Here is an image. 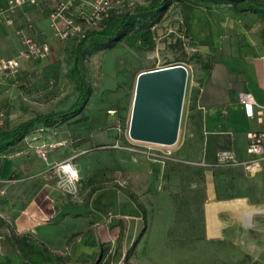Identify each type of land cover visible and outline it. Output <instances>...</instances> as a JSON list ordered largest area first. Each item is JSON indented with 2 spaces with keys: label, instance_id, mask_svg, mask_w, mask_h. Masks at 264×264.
I'll list each match as a JSON object with an SVG mask.
<instances>
[{
  "label": "crops",
  "instance_id": "0c3cea01",
  "mask_svg": "<svg viewBox=\"0 0 264 264\" xmlns=\"http://www.w3.org/2000/svg\"><path fill=\"white\" fill-rule=\"evenodd\" d=\"M7 1L0 0V5ZM57 2L25 4L12 13L13 25L0 19V58L20 55V29L51 45L52 54L47 59L62 52L65 45L49 20ZM198 9L200 13L196 8L188 10L191 14L182 28L207 52L204 63H186L190 68L188 86L179 138L173 146L184 170L171 174L172 181L186 183L188 194L194 190L201 213L203 203L213 198L217 202L242 200L251 206H264V161L258 169L233 160L219 161L225 151L232 152L239 162L248 161L247 133L264 130V123L247 117L238 101V92L245 90L264 104V18L253 12H235L229 5ZM23 59L21 67L47 60ZM116 111L84 110L67 123L35 128L7 153L0 154V264L17 263L15 238L23 235L75 261L95 250L85 244L90 227L101 243L113 240L120 232L123 235L124 230L125 245H132L138 235L134 240L131 229L142 230L145 224H174L169 196L156 189L157 176L151 165H146L142 155L111 147L119 131ZM106 142L110 143L101 146ZM42 146L47 150L46 159L36 150ZM112 149L120 158L121 168H134L135 173L130 180L129 175L113 179L111 153L104 155L103 178L98 179L101 185L89 192L97 181L93 152ZM67 160L79 172L82 196L86 197L84 206L73 204L74 196L58 182L62 176L58 165Z\"/></svg>",
  "mask_w": 264,
  "mask_h": 264
},
{
  "label": "rangeland",
  "instance_id": "374dc122",
  "mask_svg": "<svg viewBox=\"0 0 264 264\" xmlns=\"http://www.w3.org/2000/svg\"><path fill=\"white\" fill-rule=\"evenodd\" d=\"M148 3V0H121L118 5L122 10H127ZM195 12L200 13L201 10L196 8ZM190 14L191 11H182L181 4L172 0L161 22L153 28V49L122 42L112 49L97 50L90 43L84 68L93 86V94L84 110L95 113L116 109L114 114L119 120L116 140L102 143L101 146L117 141L130 145L129 126L137 77L141 72L184 63L190 69L187 64L205 62V46L192 42L182 28ZM62 41L65 49L54 58L45 60L41 65L23 64L10 79L5 78L0 82L1 125L13 127L37 114L67 109L75 102L77 84L67 74L73 65L71 51L79 39ZM187 86L188 80L186 89ZM41 126L37 124L35 128ZM136 142L138 145L135 148L139 150L121 149L142 155L146 165H151L153 174L157 176L156 189L169 196L173 211L171 217L174 216L175 221L174 224H145L142 230L141 227L131 229L134 240L138 235V241L132 245H125L120 232L113 240L103 243L99 259L101 264H264V215H257L254 224L246 226L234 220L235 214L231 211H221L215 215L212 211L215 198L203 203L201 213L199 198L193 187L190 189L192 193L188 194L184 190L186 183L172 181L174 175L172 177L171 174L184 170L179 166L182 158L176 155L174 145ZM145 146L155 148L156 154H148L153 150ZM101 150L93 152L96 165L93 176L97 181L94 187L90 186L89 192L101 185L98 179L103 178V162L107 158L104 155L111 153L113 179L121 176L127 178L129 175L130 180L135 173L134 168H121L120 158L113 149L111 152ZM168 150L172 153L169 154ZM60 181L61 177L58 178ZM122 183L126 186L123 180ZM82 190L84 187L79 180L77 192L71 198L73 204L85 205L86 197L82 196Z\"/></svg>",
  "mask_w": 264,
  "mask_h": 264
},
{
  "label": "trees",
  "instance_id": "16d2710c",
  "mask_svg": "<svg viewBox=\"0 0 264 264\" xmlns=\"http://www.w3.org/2000/svg\"><path fill=\"white\" fill-rule=\"evenodd\" d=\"M146 5L136 9L119 11L112 9L103 24L98 27H87L85 36L79 39L71 51L73 65L69 68L68 76L75 80L78 96L67 109L41 113L24 120L13 127L0 124V154L7 153L12 147L21 142L37 124L56 126L70 121L80 115L88 104L93 86L87 78L84 60L89 51L90 43L95 49H112L122 42L130 46L154 48L153 28L161 22L164 14L172 4V0H148ZM183 11L203 6H232L235 12H253L264 18V0H176ZM188 36V35H187ZM189 39H191L188 36ZM124 235V230H122ZM137 241V240H136ZM19 251L16 264H101L103 243L97 237L94 228L90 227L85 234V244L94 247L93 253L81 255L71 261L66 256L51 252L45 245L35 241L29 235L15 238Z\"/></svg>",
  "mask_w": 264,
  "mask_h": 264
},
{
  "label": "built area",
  "instance_id": "2783aa9c",
  "mask_svg": "<svg viewBox=\"0 0 264 264\" xmlns=\"http://www.w3.org/2000/svg\"><path fill=\"white\" fill-rule=\"evenodd\" d=\"M43 0H8L5 5H0V19L4 18L8 25L14 24L12 13L25 4L38 5ZM121 0H58L49 14L50 25L60 40L81 39L85 36L87 27H100L109 16L112 9L123 11L118 5ZM29 27L32 24L29 23ZM21 37L22 49L18 57L0 58V82L5 77L14 75L21 68V58L36 60L47 59L52 54L51 45L45 41H39L31 35L24 33L22 29L18 31ZM188 69V68H187ZM238 101L243 106L245 114L249 118L256 117L259 123H264V104H261L249 91H239ZM129 135V134H128ZM248 147L247 152L251 158L245 162H239L234 159L232 152L225 151L219 156L220 162L233 160L234 163H240L245 167L254 169L260 168L264 161V130L250 131L247 133ZM130 145H124L118 141L111 145L114 148H125L128 150H139L135 148L138 145L136 141L128 136ZM133 145L134 147H132ZM148 154L155 155V148L145 146ZM37 153L47 158V150L44 146L36 149ZM168 153H172L168 150ZM61 169L62 178L60 184L66 193L75 195L77 192V183L80 180L79 172L71 161H65L58 165Z\"/></svg>",
  "mask_w": 264,
  "mask_h": 264
},
{
  "label": "water",
  "instance_id": "95a60500",
  "mask_svg": "<svg viewBox=\"0 0 264 264\" xmlns=\"http://www.w3.org/2000/svg\"><path fill=\"white\" fill-rule=\"evenodd\" d=\"M137 77L129 136L134 141L171 146L177 143L188 69L176 64Z\"/></svg>",
  "mask_w": 264,
  "mask_h": 264
},
{
  "label": "bare ground",
  "instance_id": "6f19581e",
  "mask_svg": "<svg viewBox=\"0 0 264 264\" xmlns=\"http://www.w3.org/2000/svg\"><path fill=\"white\" fill-rule=\"evenodd\" d=\"M147 72H143L145 74ZM232 210L234 212V220L241 222L246 226H252L257 215H264V206H251L242 200L226 201L212 203V211L218 215L221 211Z\"/></svg>",
  "mask_w": 264,
  "mask_h": 264
}]
</instances>
